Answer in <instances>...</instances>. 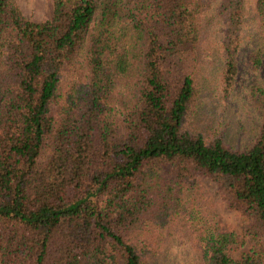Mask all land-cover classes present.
Masks as SVG:
<instances>
[{
  "label": "trees",
  "instance_id": "obj_1",
  "mask_svg": "<svg viewBox=\"0 0 264 264\" xmlns=\"http://www.w3.org/2000/svg\"><path fill=\"white\" fill-rule=\"evenodd\" d=\"M246 2L53 0L33 20L0 0V264H147L176 245L186 264H264V79L246 144L197 121L211 55L219 99L233 93ZM200 173L246 217L241 237Z\"/></svg>",
  "mask_w": 264,
  "mask_h": 264
},
{
  "label": "rangeland",
  "instance_id": "obj_2",
  "mask_svg": "<svg viewBox=\"0 0 264 264\" xmlns=\"http://www.w3.org/2000/svg\"><path fill=\"white\" fill-rule=\"evenodd\" d=\"M255 0L246 2V19L244 23V42L239 53V73L233 93L226 100H220L217 89L210 79L217 75L220 69L218 63L211 64L212 55L206 67L207 84L200 93V114L197 118L198 125L212 126L220 120V126L225 129L226 140L238 144H246L251 136V131L257 122V113L250 106L247 99L248 86L254 81L264 79V54L263 63L254 68L251 64L250 54L257 48L259 42L258 19L254 9ZM22 12L33 20H45L52 16L53 0H17ZM213 35L210 39H214ZM200 184L209 192L217 207V219L221 228L235 230L239 236L243 235L242 225L246 217L238 210L228 206L217 190L216 183L207 175H198ZM251 242L247 239L243 244L234 246L230 252L234 257H239L247 251ZM188 254L177 245L168 247L162 254L149 257L147 264H186ZM114 264H122L119 254H114Z\"/></svg>",
  "mask_w": 264,
  "mask_h": 264
}]
</instances>
